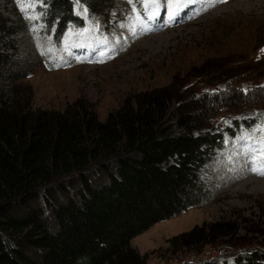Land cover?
Masks as SVG:
<instances>
[{"label": "trees", "instance_id": "1", "mask_svg": "<svg viewBox=\"0 0 264 264\" xmlns=\"http://www.w3.org/2000/svg\"><path fill=\"white\" fill-rule=\"evenodd\" d=\"M82 1L94 12L110 2ZM42 5L57 42L68 29L84 25L74 0H42ZM16 27L0 13V90L14 91L10 101L0 99V264H147L149 253L131 241L211 202L203 172L225 137L264 123L263 110L242 105L264 96L262 65L254 70L260 82L251 89L236 79L225 92L213 87L206 92L198 87L203 78L214 86L206 79L225 74L222 67H237L228 62L215 68L206 60L194 73L197 84L175 77L128 98L102 120L80 99L62 111L37 109L32 97L18 91L34 68L26 71L15 57L18 49L10 38ZM221 107L240 113L229 124L215 125ZM239 230L238 219L205 221L168 242L175 252L203 248ZM196 264H264V249Z\"/></svg>", "mask_w": 264, "mask_h": 264}, {"label": "rangeland", "instance_id": "2", "mask_svg": "<svg viewBox=\"0 0 264 264\" xmlns=\"http://www.w3.org/2000/svg\"><path fill=\"white\" fill-rule=\"evenodd\" d=\"M109 1L94 12L82 0L79 3L74 0L75 12L84 25L81 21L75 28L69 29L60 43L57 42V29L49 28L44 20V5L37 3L34 9L25 12L21 10V5L26 0H0L1 15L17 26V32L10 38L18 49L15 57L23 62L26 71L34 68L18 90L26 97H32L34 108L62 111L80 99L92 104L104 120L111 110L128 98L141 91L166 86L175 77L190 80L188 86L197 84L200 78L194 73L199 72L200 65L206 60L215 68L228 62L237 66L232 71L222 67L225 74L216 73L207 78L214 86L203 84V78L198 87L206 92H225L236 79L248 89L255 82H260L255 80L257 72L254 70L262 65L264 73V0H199L194 7H185L184 1L178 7L184 13L178 26L150 35H138L137 25L130 29L135 23L142 25L138 9H141L139 6L144 8L147 0H133L132 3L129 0ZM203 6L207 7L203 9ZM37 14L40 15L39 20L26 18ZM33 27L35 32L31 31ZM85 35L89 41L84 46L91 50L86 47L80 49L78 43ZM119 41L122 44L118 47ZM49 48L57 51L48 53ZM240 62L242 66H239ZM12 70H7V80ZM245 70L249 71L242 72ZM210 87L214 88L213 91ZM13 96L11 86L0 90V99L10 101ZM242 105L247 110L255 108L264 111V96L255 100L251 97ZM218 106L219 103H216L213 109ZM236 113L240 110L227 111L221 107L214 124H229ZM249 133L258 135L254 131H246L242 136L225 137L215 159L203 172L213 191L211 202L159 222L131 241V245L142 254L149 253L147 264L230 260L255 248L264 249V185H242L251 178L264 180V175L250 169L259 160L254 162L250 159L252 153L249 147L256 141L249 137ZM220 219H238L239 234L222 237L212 244L203 245V248L184 247L175 252L170 247L168 239L172 236L205 221Z\"/></svg>", "mask_w": 264, "mask_h": 264}, {"label": "snow or ice", "instance_id": "3", "mask_svg": "<svg viewBox=\"0 0 264 264\" xmlns=\"http://www.w3.org/2000/svg\"><path fill=\"white\" fill-rule=\"evenodd\" d=\"M133 0H129V3H132ZM171 0H151V3H144V8L145 11L149 12V15L146 17L147 20L149 21H154L155 19H158V15L156 13V9H159L160 7L164 6L166 3H170ZM194 2V0H192ZM218 2H222V0H218ZM37 3L42 5V0H26V3L21 5V10L22 11H30L34 9L37 6ZM77 3H79V0H77ZM87 13V9L84 10V14ZM29 20H39L40 15H29L26 17ZM169 19L175 20V13L169 14L168 16ZM39 27L43 28V25H39ZM146 30H151V29H146ZM31 31L35 32L36 28L33 27ZM57 50L54 48H49L47 49L48 53H55ZM65 51H67V47H65ZM41 55H45L44 52H41ZM254 132H260L262 135L260 136H255L253 133H249V137L253 140L256 141L255 145H252L249 147V151L252 153L251 160L252 161H257L259 160V163L256 164V166L252 167L251 170L256 172L258 175H264V123L261 125H258L254 130ZM243 138V137H242Z\"/></svg>", "mask_w": 264, "mask_h": 264}, {"label": "bare ground", "instance_id": "4", "mask_svg": "<svg viewBox=\"0 0 264 264\" xmlns=\"http://www.w3.org/2000/svg\"><path fill=\"white\" fill-rule=\"evenodd\" d=\"M185 0H171V2L170 3H166L164 6H162V7H160V8H162L163 10H164V14H165V12L168 10V7H171V6H175V5H179V4H181L182 2H184ZM186 2V1H185ZM212 2V1H211ZM147 3L148 4H150L151 3V0H147ZM183 4V3H182ZM210 4V3H209ZM180 6V5H179ZM204 7V6H203ZM207 7V6H206ZM206 7H204L203 9H205ZM190 9V8H189ZM156 11V10H155ZM139 13H140V15H141V17L140 18H142V20L140 21V23L142 24V25H140V24H138V23H135L134 25H132L131 26V28L130 29H133V28H135L136 27V25H137V29H136V33L138 34V35H150V34H154L155 32H159V31H163V30H168L169 28L168 27H173V26H175V25H177V24H173L172 26H170V25H167V21H166V16L164 15V17H163V19H161L160 21H159V23H156V25H154V26H152V24L146 19V17L148 16V11H143L142 10V8L141 9H139ZM198 13V12H197ZM184 14V13H183ZM195 15V14H194ZM193 16V15H192ZM196 16V15H195ZM189 19V18H188ZM136 21V20H135ZM162 21H165V23H162ZM184 23V22H183ZM141 26H143V28H141ZM178 26V25H177ZM139 28L140 29H143V30H139ZM146 29H151V30H146ZM126 34V33H125ZM114 35H111L110 37H113ZM106 40V39H105ZM105 40H102V41H105ZM75 41V40H74ZM80 41L82 42V44L80 43ZM80 41H79V46H80V49H83L84 50V48L86 47V45L84 46V44L85 43H87L88 41H89V38H88V36H83V37H81L80 38ZM119 42H121V43H119ZM118 42V47L119 46H121V44H122V41H119ZM107 43V42H106ZM105 43V44H106ZM126 43V42H125ZM104 44V45H105ZM120 44V45H119ZM94 45V44H93ZM101 45V44H100ZM103 45V44H102ZM116 47V46H115ZM87 49H90L91 50V48H88V47H86ZM85 48V49H86ZM108 48V47H107ZM106 48V49H107ZM94 49V48H93ZM99 50V49H98ZM102 50H104V49H102ZM110 50H111V48H110ZM117 50V49H116ZM93 51H95V50H92V52ZM105 51V50H104ZM114 51V50H113ZM91 52V51H90ZM100 52V51H99ZM96 54V53H95ZM106 54V53H105ZM96 56V55H95ZM101 57H103V56H101ZM244 158V157H243ZM247 160V159H246ZM248 162V161H247ZM232 163V162H231ZM233 164V163H232ZM249 165V164H248ZM254 167V166H253ZM251 169V168H250ZM254 173V172H253ZM250 184H253L254 186L256 185H259V184H261L260 186H262V185H264V180H259V179H253V178H251L250 180H247L246 182H244L242 185L243 186H247V185H250Z\"/></svg>", "mask_w": 264, "mask_h": 264}]
</instances>
